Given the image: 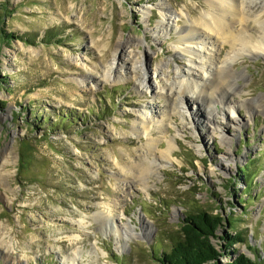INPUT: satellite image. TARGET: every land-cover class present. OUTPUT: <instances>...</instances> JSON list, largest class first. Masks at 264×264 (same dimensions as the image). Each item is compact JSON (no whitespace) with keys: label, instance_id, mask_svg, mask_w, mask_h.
Listing matches in <instances>:
<instances>
[{"label":"rangeland","instance_id":"obj_1","mask_svg":"<svg viewBox=\"0 0 264 264\" xmlns=\"http://www.w3.org/2000/svg\"><path fill=\"white\" fill-rule=\"evenodd\" d=\"M162 1L174 12L168 31L156 26ZM213 1L0 0V163L9 156L0 177V264H60L93 246L98 259L75 264H162L184 213L198 209L236 218L234 228L225 218L215 230L220 255L212 264L241 253L264 261V57L239 56L232 64L238 78L213 73L215 95L226 90L241 103L235 111L212 104L216 135L192 117L190 92L176 100L165 94L188 78L196 58L175 50L181 27L214 12ZM252 1H260L248 21L258 36L254 19L264 0ZM128 37L142 42L118 47ZM231 41H217L218 64ZM198 46L206 52L210 43ZM128 53L149 90L138 87V74L126 77ZM112 63L118 80L103 78ZM164 110L172 113L162 119ZM144 111L154 114L148 130L139 119ZM205 118L196 117L206 125ZM250 162L256 174L244 177L239 168ZM234 230L246 241L230 244ZM127 231L136 234L128 241ZM8 247L15 251L9 256Z\"/></svg>","mask_w":264,"mask_h":264},{"label":"bare ground","instance_id":"obj_2","mask_svg":"<svg viewBox=\"0 0 264 264\" xmlns=\"http://www.w3.org/2000/svg\"><path fill=\"white\" fill-rule=\"evenodd\" d=\"M251 2L253 1L252 0H240V1L217 0V3L213 1L211 3L214 5V9H215L214 12L207 10L200 17L194 20L187 21L186 24L183 27H181L180 30L179 42L181 45L179 44L175 46V50L177 52L192 53L193 55L196 56V58H194L192 62L193 68L189 67L185 70L188 78H184L181 79L180 81H177L176 87L174 86V83H171L167 87V91L165 94L168 96V98L169 97L173 98L174 94L171 95V93H175L176 94L175 100H176L183 94H186V92H190L192 95L190 96L189 100H192V102L197 104L196 115L194 116L192 114L191 115L197 121V124H199L200 126H204V128L207 129V133L209 135H216V131L214 130V127L209 124V122L211 124L217 123V121L215 120V112H214L215 110H213L212 104L215 103L221 104L222 111L224 110V107L230 108L232 110L234 109L238 110L241 106V103L230 98L228 94L227 95L221 94L223 91L226 90H222L221 92H219L220 94L219 96L215 95L214 90L212 89L215 88L212 87L213 85L212 80L213 78L217 79V77H214L213 73L215 72L218 74L219 77H221L223 75V72L226 71V75L223 77L222 80H224V78L226 77L238 78L240 72L233 70L232 64L235 63V61L239 56L243 54H248V55L250 54L255 56L262 55L264 57V6H262L261 10L255 15L254 21L259 23V25H261L259 35L256 36L253 33L254 28H250L248 21L249 18L252 17L251 15L255 14L256 10L254 9L255 7L259 6L260 1H257V3L256 2L251 3ZM159 7L161 10V19L156 26H158L159 28L162 27L163 29H165V31H168L169 29H171L172 26V20H173L172 18L174 12L171 10V6L167 2L162 1ZM142 11L145 14H148L147 17H150V12H151L150 8L143 7ZM237 27L239 28L236 30L235 28ZM223 36L225 38L232 39L235 42L232 43L231 41V45L233 44V50L225 57V60L222 63L218 64L216 61L217 58L216 56L220 49L218 48L217 41L219 40V38H223ZM206 41L210 43V46L207 47V51L205 52L202 50V47L204 45L202 47H199L198 44L199 43L204 44V42ZM125 42L130 43V45L134 44L138 47L139 43L142 42V39L128 37L126 41L119 42L118 47H123ZM220 51H222V49ZM125 56H127V59L122 60L121 68L125 67L126 77L128 76L127 75L128 73L138 74L139 77L136 78L138 87H140L142 90L144 89L149 90V86H147L144 81L145 73L140 72L141 71L140 66L134 65L135 63L133 61L135 60L134 56L130 55L129 53ZM190 60L192 61V59ZM200 69L202 71H200ZM111 70L112 72H104L103 78L108 79L112 77V80H118V79H114L112 75V73L116 71L115 64L113 63L111 65ZM118 71L119 73L122 72L121 69H118ZM83 81L84 80H80L78 82L82 83ZM173 89L174 92H172ZM156 93H158L157 95H159V97L162 96L160 92H156ZM204 95L205 97H203ZM220 96H221V100H220ZM206 100H209L210 102V105H208V107H206L203 104V102H206ZM253 104L254 103L252 101L251 108L253 107ZM166 105L167 104H165V106ZM170 106H171L170 110H172L171 103ZM170 110H164L167 111L168 113L167 112L164 113V117L162 119L166 117V114L169 116L172 113L170 112ZM198 113L206 115L205 119L208 120V124L205 125L204 122H200L199 119H196ZM234 114L235 112H233L229 117H231L232 122L237 124L236 126H240L242 120L236 118ZM153 116H154L153 113L148 114L146 111L140 114L139 119L142 128H145L144 130H148L151 124H153L154 121V119H152ZM222 138L224 137L222 136ZM225 154L226 156L232 157L231 150H227ZM169 155H172V145H168V149H166L165 152L166 162L170 161ZM7 158H9V156L5 154V159H4L5 161L0 163V177L5 175V173L2 172V167L4 166V163L7 161ZM164 165L165 164L163 163L160 165V167L161 166L163 167ZM124 234L126 241H128L130 237L136 235L134 232L130 233L128 231ZM122 236L123 235L120 234L121 240H122ZM11 248H12L11 250L9 247L7 248L6 250L7 256L15 252L14 247ZM83 252L85 254H83ZM98 255L99 254L96 249V246L95 247L93 246L92 249H87L85 251L78 249L77 251L74 252V256L72 257L63 256L61 258L60 264H75L78 263L79 260L84 256H87L88 258L84 260L93 262L98 259ZM13 259L15 260L16 258L13 257ZM16 260H17L16 264H23L22 260L20 259H16Z\"/></svg>","mask_w":264,"mask_h":264},{"label":"trees","instance_id":"obj_3","mask_svg":"<svg viewBox=\"0 0 264 264\" xmlns=\"http://www.w3.org/2000/svg\"><path fill=\"white\" fill-rule=\"evenodd\" d=\"M239 173L244 177L253 176L256 174L254 162L247 163L239 168ZM244 179V178H243ZM244 182V181H243ZM250 195L249 191L246 190ZM240 204L247 202L244 197L238 196ZM227 218V221L232 224L230 228H234L236 218L233 214L226 217L220 214H212L206 210H191L186 211L182 217L180 225V237L174 239L172 246L167 251L162 253V264H212L211 262L219 257L217 248L212 243V236L215 230L221 225L222 221ZM234 235L229 234V243L246 241L242 231L234 230ZM234 250L233 253H236ZM227 264H264L259 256L251 257L243 253L235 256L234 259Z\"/></svg>","mask_w":264,"mask_h":264}]
</instances>
